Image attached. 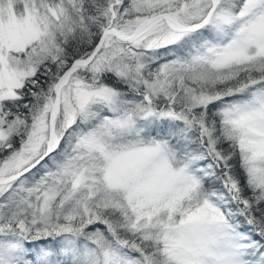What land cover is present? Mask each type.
Here are the masks:
<instances>
[{"label": "snow or ice", "instance_id": "6c2138e0", "mask_svg": "<svg viewBox=\"0 0 264 264\" xmlns=\"http://www.w3.org/2000/svg\"><path fill=\"white\" fill-rule=\"evenodd\" d=\"M0 264H264V0H0Z\"/></svg>", "mask_w": 264, "mask_h": 264}]
</instances>
